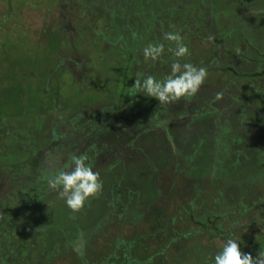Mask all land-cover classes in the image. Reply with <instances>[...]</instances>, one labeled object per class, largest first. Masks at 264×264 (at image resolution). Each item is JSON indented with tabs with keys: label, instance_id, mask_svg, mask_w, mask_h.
<instances>
[{
	"label": "rangeland",
	"instance_id": "rangeland-1",
	"mask_svg": "<svg viewBox=\"0 0 264 264\" xmlns=\"http://www.w3.org/2000/svg\"><path fill=\"white\" fill-rule=\"evenodd\" d=\"M168 31L190 49L181 63L207 68V79L187 101L129 96L137 73H169L177 58L162 38ZM150 42L165 45L155 62L142 54ZM122 108L139 114L137 132L112 136L124 147L105 151L92 130L103 119L112 125ZM81 154L103 188L73 212L43 176ZM201 202L232 216L192 235L190 213L210 224L192 210ZM233 214L249 225L231 237L256 257L264 249V0H0V264H213ZM114 243L128 260L112 252L100 261Z\"/></svg>",
	"mask_w": 264,
	"mask_h": 264
},
{
	"label": "clouds",
	"instance_id": "clouds-1",
	"mask_svg": "<svg viewBox=\"0 0 264 264\" xmlns=\"http://www.w3.org/2000/svg\"><path fill=\"white\" fill-rule=\"evenodd\" d=\"M135 38L136 34L133 33V39ZM162 38L174 44L167 51L177 59L171 62L169 73L162 78L137 73L134 85L128 89L129 96H135L139 92L156 99L160 105L177 102L182 98L187 101L200 90L208 77V70L187 61L181 63V59L190 56V49L180 32H163ZM164 53L165 45L160 42H150L142 48L145 61L155 62ZM87 161L88 157L84 154L70 155L63 167L43 176L48 188L58 191L66 206L73 212L81 210L103 188L99 171H94ZM211 259L213 264H264V249L253 257L250 253L242 252L239 240L229 235Z\"/></svg>",
	"mask_w": 264,
	"mask_h": 264
},
{
	"label": "flooded vegetation",
	"instance_id": "flooded-vegetation-1",
	"mask_svg": "<svg viewBox=\"0 0 264 264\" xmlns=\"http://www.w3.org/2000/svg\"><path fill=\"white\" fill-rule=\"evenodd\" d=\"M227 68H228V70L232 69L231 66H227ZM138 115L139 114L132 115L131 117L130 116H126V114L123 111V108L122 109H119V111L116 113V115L115 114L114 115L113 114L111 115L112 125H109V123L105 119L100 120L99 125L96 128H93V130H92V133H91L92 137H91V139H94V140H97L98 139V141L101 140L102 143H104V145H106V150L105 151H108L107 146L110 147L111 144L116 145L117 142H120L121 143L120 146H118V148L120 147L119 149H122V147H124V146H122L124 144V141H122V142L121 141H118V140L117 141H111L112 140L111 137L112 136H117V137L120 136L122 138L125 135L126 136H129L130 135L129 133L135 134V132H137L135 130V127H136L135 125H136V118L138 117ZM210 117H217V116H216L215 113H213V114H211ZM202 120H207V119H201L200 118V119H198V121H196V123H200ZM92 127H95V126H92ZM85 128L88 129V127H84V130H85ZM111 128H113L112 131H111ZM86 143L89 145V142H86ZM70 144H71V140H70ZM111 148H113V147H111ZM97 154L98 153L95 152L94 155H97ZM108 155H109V153L106 152L105 154H102V155H99V156H101L102 158H104L105 156H108ZM205 203H207V202H205ZM205 203L204 202H201V204H199L197 208H193L192 207L193 208L192 210H194V211L201 210L202 211V215L203 214L205 215L206 220L208 222H210V224L202 223L200 220H197L196 221L194 219V217H193V213H190V217H191L192 221H194V223H192V225L196 224V226L193 227V226L189 225V226L186 227V230L187 231H191L192 235H198L199 233H201V229L204 228V227H207V226H212L213 229L216 230V229H218L217 228V225H216V221H218L219 219H223V218H226L227 219L230 216V215L228 216L227 214L222 215V216L217 215V214L216 215L215 214L214 215H211L210 213L213 212V211L212 210H209V211L208 210H205L206 209V206H204ZM213 204H215V203H213ZM8 213H10V212H8ZM229 213L231 214V212H229ZM222 214H224V213H222ZM233 215L235 216V214H233ZM232 221H233L232 222L233 223L232 224L233 227L230 230H228V231H224L223 233H221V235H223V236L230 235L231 232H232V230H235L236 228H239V227L241 228V227H243L245 225H247V226L249 225V221H245V220L241 219L240 215L239 216L236 215L235 218H234V220H232ZM16 226H17L16 228H18V224H16ZM188 235H191V234L188 233ZM13 236H12V238L15 239ZM177 236H179V238H181V239H184V238H187V233L186 234H183V235H177ZM139 238H140V236H139ZM12 243H13V240H12ZM135 248H136V246H135ZM117 251H119V252L122 251V252H120L119 255H117ZM112 252H114L116 254V256L121 261H127L128 260L127 259L128 258V253H127L128 251H127V249L120 250L119 245L117 243L116 244L114 243V249H112L110 251H108V250L105 251L104 254H103L104 256H102L100 258V261L103 262V261L107 260L108 258L106 257V255L107 256L111 255V257H112ZM156 253H154V254H156ZM157 254L160 255L161 253H157ZM93 255H94V252H93ZM96 255H97V252L95 253V256ZM49 256H50L49 257V260L52 261L54 257L51 258L53 255L51 254L50 251H49ZM153 257H154V255H151V257L147 258V260L148 261H150V260L151 261H154L153 260ZM93 259L91 261H98V259H96L94 256H93ZM86 261H88V260H86ZM86 264H88V263H86Z\"/></svg>",
	"mask_w": 264,
	"mask_h": 264
},
{
	"label": "trees",
	"instance_id": "trees-1",
	"mask_svg": "<svg viewBox=\"0 0 264 264\" xmlns=\"http://www.w3.org/2000/svg\"><path fill=\"white\" fill-rule=\"evenodd\" d=\"M138 10H140V12L138 11L137 13H138V15L136 16V15H134V18L136 17V18H138L139 19V22H136V23H139L140 25H141V27H143L144 29H145V26H146V22H148V21H146V16H145V14H146V11L144 10V9H142V8H139ZM144 10V11H143ZM231 71H235V70H231ZM245 76V75H244ZM243 77V76H242Z\"/></svg>",
	"mask_w": 264,
	"mask_h": 264
}]
</instances>
